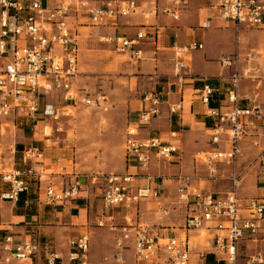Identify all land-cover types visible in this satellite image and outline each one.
Masks as SVG:
<instances>
[{"label":"built area","instance_id":"2783aa9c","mask_svg":"<svg viewBox=\"0 0 264 264\" xmlns=\"http://www.w3.org/2000/svg\"><path fill=\"white\" fill-rule=\"evenodd\" d=\"M179 5L180 0H172ZM95 0H0V120L12 118L20 124H34L39 113L43 121L50 120L58 127L62 116L70 115L68 108L84 106L101 108L106 97L95 98L81 95L76 89L79 76L78 57L80 33L78 27L82 19L96 30L113 24L119 18L141 15L142 29L134 40L111 38L119 54H131L139 59L140 51L134 47L145 40L156 43L160 37L159 28L149 22L158 15L178 20V10L153 6L141 11L135 0H101L98 6ZM215 8L219 18L233 25L235 30L242 26L251 29L264 28V0H217ZM202 49L200 43L185 47H174L173 78L176 89L181 92L185 86L186 65L184 56ZM225 68H233L234 73L226 92L225 102L229 110L220 113L208 109L207 116L215 119L210 130L211 143L221 144L220 137H227L228 150H210L195 155L210 180H219L218 166L230 168L226 177L230 182L229 191L223 196H214L192 184V178L179 176L176 190L179 202L190 206L181 229V236L173 235L165 240L150 236L145 227L135 225L133 212L136 205L146 199L156 198L161 188L153 190L136 188L139 181H150L148 174L150 160H169L180 151L178 144L164 142L159 137L138 139V130L133 126L125 131L124 153L126 160L133 161L137 168L135 174H109L103 177L100 194L103 216L98 218L97 227L107 228L114 237V252L103 258L104 264H124V250L132 240L133 260L136 264H189L190 258L196 256L200 264H207L206 258L211 254L217 264H237L238 243L246 237L252 240H264V200L256 198H239L242 175L236 164L242 156L240 146L246 130L254 126L255 118L260 119L264 129V115L258 108L241 107L237 98L238 73L235 69L237 56L224 57L220 61ZM215 89L206 85L200 90L201 101L208 106ZM61 94L65 104L60 110L52 106H42L46 96ZM163 93L155 90L144 95L147 110L139 113L142 122H149L159 115V105ZM182 110L181 103L168 107L170 115H177ZM48 126L43 127L45 135ZM6 128L0 124V181L8 186V191L1 195L3 200L17 201L20 194L27 190V179L36 177L33 165L41 163L44 154L35 147L23 150L19 163L23 168L16 169L15 146H8L9 158L5 157L3 138ZM45 137H47L45 135ZM177 133L170 134L177 139ZM258 162L264 168V158L258 156ZM37 179H40L39 177ZM80 183L77 176L73 182L56 189L49 186L45 191V202L55 204L79 196ZM123 210V224L116 223V215ZM190 232H196L201 238L197 251ZM69 253L66 264H89V238L87 234L68 243ZM0 264L13 261L34 264L43 256L44 264H58L60 257L48 246H41L29 238L15 242L12 236L4 238L1 244ZM250 263H261L251 258Z\"/></svg>","mask_w":264,"mask_h":264},{"label":"crops","instance_id":"0c3cea01","mask_svg":"<svg viewBox=\"0 0 264 264\" xmlns=\"http://www.w3.org/2000/svg\"><path fill=\"white\" fill-rule=\"evenodd\" d=\"M95 1L98 6L101 4V0ZM135 1L143 12L150 10L153 6L177 9L178 20L173 21L163 15L152 18L149 22L153 25V29L159 28L160 37L156 43L145 40L137 44L133 48L134 51H140L137 60L132 58L131 54H119L114 41L110 39L122 37L134 40L137 32L142 29L144 20L141 15L119 18L113 24L99 27L96 30L89 26L88 21L83 18L82 25L78 27L80 33L78 69L89 70L91 68L87 64H92L93 54L88 51V48L94 47L95 42L104 45L105 50L112 53L111 58L117 62L114 67L116 73L118 75L128 73L129 78H127L130 85L133 79L138 81L137 92L140 97H133L127 103L132 119L125 126L124 142L127 127L133 126L138 130V139L159 137L164 142L179 145V153L169 160L152 158L148 171L152 179L142 180L136 184V188L153 190L159 186L162 189L156 198L142 200L136 205L133 219L135 225L145 227L150 236L155 235L165 240L170 236L183 234L181 226L191 209V205L185 206L179 202L176 193L178 183L171 177L179 173L197 171L198 167H203L195 160L197 153L214 149L228 150L229 148L225 135L220 137L221 144L214 146L211 143L210 130L215 125V119L206 114L208 109L219 110L222 114L229 110L226 107L225 96L234 70L223 67L220 63L221 59L237 56L235 69L239 77L237 86L239 104L241 107L258 108L264 115V28L251 29L242 26L235 30L232 24L223 22L219 18L215 8L217 0H180L179 5H174L172 0ZM192 43H200L202 49L184 56L185 86L179 92L173 78V48L185 47ZM206 85L215 89L208 106L202 103L200 93ZM155 90L163 93L159 105L160 113L151 118L149 122H142L139 113L147 110V103L143 97ZM177 103L182 105L181 112L177 115H170L168 107ZM42 119L39 113L38 120L34 124H20L18 120L13 121L12 118L0 120V124L6 128L3 138L4 147L9 146L6 142L22 146L24 150L33 147L32 142H36L34 140L36 132L33 130L39 123H43ZM253 120L254 126L246 130L240 143L242 155L244 152L247 156L258 158L261 155L264 158V150L257 152V148H253V145L255 147L260 143L264 144V129L260 127V119ZM30 130L34 133L31 138H28L26 134ZM173 132L177 133V139L170 138ZM240 158L236 167L243 177L237 191L238 197L264 200V168L259 162L250 165ZM42 162L43 165L40 167L33 166L36 177L27 179V190L19 195L17 201L3 200L1 195L8 191V186L4 185V188H0V248L7 236H12L15 242L31 238L41 246H48L57 254L61 259L58 264H66L69 253L68 243L87 234L89 264H104L103 258L114 252L115 235L107 228L97 227L98 218L104 214L100 197L97 199L92 194L91 187L84 184L82 180L77 198L47 204L45 202L46 188L56 185L60 189L72 183L73 176L45 173V171L54 169L59 163L61 164L60 158L55 155H46ZM14 167L23 168L20 163L18 166L14 164ZM218 170L223 176L219 179L220 181H207V187L195 181H192V184L208 193H211L212 184L216 185L219 190L227 189L222 193H211L214 196H223L230 189V182L226 178L230 168L219 165ZM125 172L135 174L137 168L133 161L126 160L124 154ZM38 177L40 179H37ZM149 205L152 206L151 209L148 208ZM177 206L183 209L184 213L181 216L183 218H179L178 211H174L173 207ZM123 214V210L115 214L117 224H123ZM189 236L193 237L197 251L203 250L200 246L202 241H198L200 238L197 237V233L190 232ZM99 249L102 251L100 252ZM1 254L0 251V256ZM123 255L124 264H136L131 259L133 257L132 240L127 244ZM207 257H212L213 263L217 264L211 254ZM251 258L259 259L260 264H264V240H252L246 237L238 243L237 264H259L250 263ZM11 264L23 263L13 261ZM34 264H44L43 256ZM189 264L200 263L196 256H192Z\"/></svg>","mask_w":264,"mask_h":264},{"label":"rangeland","instance_id":"374dc122","mask_svg":"<svg viewBox=\"0 0 264 264\" xmlns=\"http://www.w3.org/2000/svg\"><path fill=\"white\" fill-rule=\"evenodd\" d=\"M105 49L104 45L96 42L94 47L88 48V51L93 54L92 64H87L91 68L89 67V70L79 68V76L76 83V89L81 95L91 98L104 96L106 97L105 104L101 108H87L84 106H78L73 109L68 108L70 115L62 116L59 119V132L56 131L58 126L55 123L50 120L43 121L42 119L43 123H39L33 130L36 132L34 137L36 142H32L33 147H38L44 153V157L50 154L51 156L59 157L61 160V164L59 163L50 171H45L46 174H66L65 176L71 174L70 177L77 176L80 185L83 180L84 184L91 187L92 194L97 199L100 197L103 188L104 176L124 173V130L126 124L132 119V113L129 112L127 103L133 97H140L137 92L138 81L133 79L130 85L128 73L126 75H118L114 68L117 62L111 58L112 53L107 52ZM126 64L129 65L128 63ZM64 105L59 93L49 94L42 102L43 107L52 106L59 110ZM44 126H48L45 132L47 137L43 134ZM33 131L30 130L26 137L31 138ZM6 145L11 144L6 142ZM253 148H257V152H259L264 150V144L260 143L255 147L253 145ZM5 157L9 158L7 146L5 148ZM17 158L15 156V165L18 166ZM240 159L245 160L250 165L258 162L256 156H247L244 152ZM40 165L42 166L43 164L38 163L33 166L40 167ZM179 176L192 178V181L201 186L205 184L206 187L207 181L215 182L208 178V174L203 167H198L197 171L179 173L172 176L171 179L176 181ZM216 181L218 182V180ZM4 185L0 181V188H4ZM53 186L58 189L56 185ZM226 190H219L214 184L210 187L211 193H222ZM148 208L151 209L152 206L149 205ZM173 208L174 211H178L179 218H183L181 217L184 213L183 209L178 206ZM200 240L201 238L198 239V241ZM99 251L101 252L102 250L99 249ZM131 259L134 261L133 257Z\"/></svg>","mask_w":264,"mask_h":264},{"label":"trees","instance_id":"16d2710c","mask_svg":"<svg viewBox=\"0 0 264 264\" xmlns=\"http://www.w3.org/2000/svg\"><path fill=\"white\" fill-rule=\"evenodd\" d=\"M209 86V85H208ZM23 147L22 146H19V145H16L15 146V156H17L18 158L16 159V162H18L19 163V161H20V157H21V154H22V152H23ZM15 156H14V159H15ZM206 263H208V264H214L213 263V259H212V257H207L206 258Z\"/></svg>","mask_w":264,"mask_h":264}]
</instances>
